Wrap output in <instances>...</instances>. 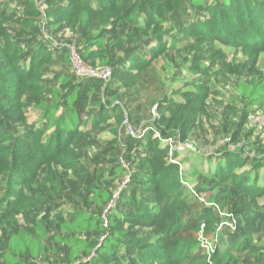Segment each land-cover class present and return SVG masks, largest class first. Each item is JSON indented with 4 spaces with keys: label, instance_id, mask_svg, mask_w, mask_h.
<instances>
[{
    "label": "trees",
    "instance_id": "16d2710c",
    "mask_svg": "<svg viewBox=\"0 0 264 264\" xmlns=\"http://www.w3.org/2000/svg\"><path fill=\"white\" fill-rule=\"evenodd\" d=\"M41 1H21L24 14L17 22L32 36L13 34L4 23L9 8L0 5V190L7 178L0 228L12 229L8 236L4 230L3 264H36L49 250L62 264H233L237 257L255 264L254 236L225 230L218 211L228 210L235 192L247 199L246 213L264 215V163L247 162L243 151H224L206 174L192 172L198 185L197 196L191 195L177 159L179 148L195 135L199 118L207 114L209 89L201 84L169 93L154 61L170 48L166 38L176 32L240 50L247 58L246 77H252L264 55V0ZM121 24L128 26L124 38L115 36L116 30L110 33L112 40L106 33L88 36L79 53L87 62L113 64L116 74L134 73L135 78L118 88L117 80L112 82L103 92L115 103L102 102L91 128H81V110L98 86L91 79L74 81L70 71L45 80L48 66L72 61L70 49L59 48L55 57L52 43L38 35L43 27L64 26L93 35ZM117 39L118 49L126 44L130 48L124 59L112 62L110 48ZM150 46L155 56L141 55ZM236 90L246 100L240 123L245 127L256 108L264 109V79L240 80ZM29 106L40 111L36 123L26 115ZM108 120L116 123L108 129L118 142L111 151L123 156L125 164L110 170L101 166L86 175L91 207L50 203L45 194L52 196L56 190L54 165L73 169L79 140L98 133ZM238 135H233L234 142ZM45 169L47 177L40 181ZM106 170L114 179L130 174L129 189L117 199L112 183L101 187ZM209 193L208 202L219 210L198 204L197 198Z\"/></svg>",
    "mask_w": 264,
    "mask_h": 264
},
{
    "label": "rangeland",
    "instance_id": "374dc122",
    "mask_svg": "<svg viewBox=\"0 0 264 264\" xmlns=\"http://www.w3.org/2000/svg\"><path fill=\"white\" fill-rule=\"evenodd\" d=\"M21 1L13 0L8 7L6 4L8 0H2L0 5L9 8V13L4 23L16 36H32L34 35L32 31L25 29L17 22L24 14ZM43 1H41V4ZM214 1L211 0L210 3ZM169 25V23H166V26ZM127 29L128 26L121 24L103 31L100 30L93 35H87L81 30L71 32L64 26L51 30L43 27L38 38L52 43V53L55 57L59 56V48L61 47L73 49L80 56L79 50L83 48L88 36L98 37L106 33L108 40H112L114 36L110 33H113L112 30H116L115 36L124 38ZM166 40L170 48L167 47L166 51L155 59L154 67L167 91L171 93L174 90H195L196 86L204 84L210 93L207 114L199 118L195 135L187 145L179 148L182 154L177 159L182 165V170L187 174L186 182L190 194L197 196L194 188L198 185V179L192 172L198 170L206 174L211 168L218 165L224 151H243L247 162L255 160L264 163L263 130L258 124H250L249 122L245 127L241 126L240 123L246 107V100L236 90L237 83L240 80L249 82L252 78L256 81L264 79V55H261L254 75L247 78L245 74L247 58L240 50L228 48L219 43L211 45L204 39H187L176 32H173ZM118 43L119 40H115L114 46L110 48L109 58L112 62L124 59L126 50L130 48V45L126 44L124 49H118ZM140 51L143 56H155L151 46L145 47ZM79 59L80 62L76 64L74 62H71L72 64L55 63L48 66L47 79L45 80L51 81L55 74L65 71L71 72L74 76V81L94 80L87 76L88 72H83L87 69L94 71L103 70L110 73L106 81L94 80V84L98 86V93L86 99V103L81 110L85 120V125L81 128L86 129L91 128L89 122L100 111L102 102L115 103V98L111 94H105L103 91L115 80L119 83L116 88L125 83L131 84L135 74L128 72L116 74L113 64L105 66L100 61L96 63L87 62L81 56ZM256 110L264 116V109L256 108L254 111ZM26 115L30 123H36L40 117V111L35 106H29ZM115 124L114 120H108L101 125V130L98 133H89L79 140L77 145L78 156L73 169L67 170L62 166L54 165V170L57 174L56 190L52 196L45 194L50 203L59 201L64 205L71 204L80 208L91 207V202L88 198L89 194L85 186L86 175L96 171V168L101 166L110 170L116 164H125L123 156L118 155L117 151L115 153L111 151L116 148L118 142L117 137L108 128ZM236 132H239V135L234 142L232 138ZM125 167L127 168V165ZM247 168H250V164L247 165ZM109 170H106V175L102 177L101 187L105 188L108 183H112L114 185L113 194H115L117 199L121 191L129 189L131 184L130 174L114 179L108 174ZM261 173L264 174V170ZM47 174L48 171L46 169L43 170L40 181L47 177ZM1 182L0 200L6 191L7 178H3ZM51 186L53 185L51 184ZM218 194L219 190L216 191V198ZM210 195L209 193V195L197 198L198 204L201 207L219 210L217 204L208 202L207 197ZM262 202L264 203V201ZM47 206V204L46 206L41 205V208H46ZM248 208L247 199L234 192L228 210L226 212H218L220 217L224 218L222 225L225 230H239L242 236H254L251 247L257 255H255L253 261L255 264H264V215L246 213ZM4 230L7 231L6 235L8 236L12 229L9 226L4 229L0 228V264H3L1 252L7 240ZM208 242L209 240L206 241L205 248H207V252H210L213 247ZM49 246L52 247L53 245L49 244ZM206 260H210L209 255ZM41 262L62 264L60 256L50 253V250L49 254ZM233 264H244V261L237 257Z\"/></svg>",
    "mask_w": 264,
    "mask_h": 264
},
{
    "label": "built area",
    "instance_id": "2783aa9c",
    "mask_svg": "<svg viewBox=\"0 0 264 264\" xmlns=\"http://www.w3.org/2000/svg\"><path fill=\"white\" fill-rule=\"evenodd\" d=\"M70 55H71V61L72 63L74 62V64H76L77 62H80V56L76 54V51L71 49L70 50ZM102 71V72H101ZM83 72H88L89 74H87V76L89 78H93L94 80H100V81H106L108 80L110 73L108 71H94L91 69H87L86 71ZM82 74V72H81ZM79 74V75H81ZM248 122L250 124H258L261 129L263 130V136H264V116L259 112V111H254L250 114L249 118H248ZM128 129H130V127H128ZM116 198V196H115ZM112 207V205L110 206ZM36 264H46V263H42V262H38Z\"/></svg>",
    "mask_w": 264,
    "mask_h": 264
}]
</instances>
